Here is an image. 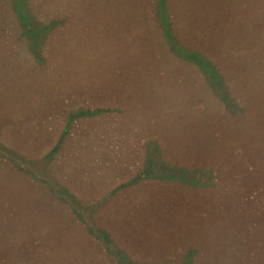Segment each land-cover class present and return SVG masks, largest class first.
Listing matches in <instances>:
<instances>
[{
	"label": "rangeland",
	"instance_id": "obj_1",
	"mask_svg": "<svg viewBox=\"0 0 264 264\" xmlns=\"http://www.w3.org/2000/svg\"><path fill=\"white\" fill-rule=\"evenodd\" d=\"M9 1L0 252L31 242L14 264H111L88 226L133 264H264V0H166L173 36L215 66L226 101L170 52L156 0H21L34 27L54 25L34 48ZM87 110L101 112L68 125ZM148 156L206 185L147 179Z\"/></svg>",
	"mask_w": 264,
	"mask_h": 264
},
{
	"label": "trees",
	"instance_id": "obj_2",
	"mask_svg": "<svg viewBox=\"0 0 264 264\" xmlns=\"http://www.w3.org/2000/svg\"><path fill=\"white\" fill-rule=\"evenodd\" d=\"M24 1V0H22ZM157 6V14H158V22L161 25V32L166 40V43L170 49V52L185 63L192 64L195 66L199 72L205 77V79L210 82L212 85L220 86V90L223 93V100H227V95L224 93L223 89V81L221 76L218 74L215 66L198 50H194L192 48L186 47L181 43H178L175 37L172 34L170 29V21L168 12H166V0H156ZM24 3V2H23ZM9 5L11 11L19 23L20 27L23 30V36L25 39L30 43L32 48L37 47L38 44L41 43V37L50 29L53 28V23L44 25L42 27H34L33 24L30 23V18L28 16V12L25 11L24 4H22L21 0H10ZM101 111H79L75 114L70 115L68 119V125L73 122L76 118L82 117H90L99 114ZM215 143L212 142L210 144L205 145L206 148L212 149L211 147H215ZM204 147V148H205ZM58 149V146L54 148V152ZM198 154V153H197ZM196 154V155H197ZM194 155L192 160L198 159L197 156ZM191 158V157H190ZM188 157H184L185 160H190ZM156 162L148 156L146 159L145 168L142 172L147 179H168V180H178L181 182H186L190 185H206V183L202 182L199 178L194 179H186L185 177L181 176V172L178 174H171V173H161L157 171ZM136 180H133L131 183H135ZM75 213V210H72ZM79 218V217H78ZM25 226V225H24ZM86 232L91 236L93 241L97 244V246L102 250L101 252L106 257L110 258L109 262L111 264H133L125 252L115 249L114 244L106 231L100 229H93L88 226L85 227ZM19 235V234H18ZM19 239L24 238V234H20ZM25 237H27L25 235ZM23 242V240H21ZM26 244H31V242H27ZM25 243L19 245H11L6 246V250L4 248L2 252H0V264H14L17 263L18 260H22L21 256L26 259V254L29 253L25 251ZM31 250V249H29ZM38 250V245L34 246L33 250ZM186 261L188 259L186 258ZM188 263V262H186Z\"/></svg>",
	"mask_w": 264,
	"mask_h": 264
}]
</instances>
